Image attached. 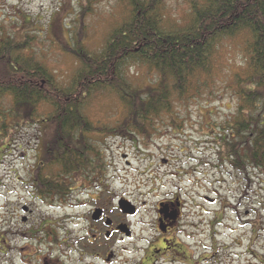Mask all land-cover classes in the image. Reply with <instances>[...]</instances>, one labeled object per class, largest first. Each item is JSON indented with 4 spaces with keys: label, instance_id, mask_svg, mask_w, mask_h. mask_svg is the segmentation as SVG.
Listing matches in <instances>:
<instances>
[{
    "label": "rangeland",
    "instance_id": "obj_1",
    "mask_svg": "<svg viewBox=\"0 0 264 264\" xmlns=\"http://www.w3.org/2000/svg\"><path fill=\"white\" fill-rule=\"evenodd\" d=\"M0 1V23L6 20L8 26L20 25L15 27L18 32H8L7 36L16 40L27 37L29 51H34L54 73L60 87L69 85L78 68L67 48L79 41L88 52L98 53L113 26L126 20L130 11L127 2L119 0ZM192 1L200 2L164 0V15L170 21L184 19ZM85 5L91 12L81 15ZM23 15L25 19L19 18ZM245 49V41L238 37L226 42L214 56L211 78L206 83L205 78L200 79L201 95L174 108L173 115L180 118L178 123L183 129L165 127L154 132L146 125L145 136L126 135L132 134L129 131L86 136L96 155L102 153L101 159L93 164L94 177L88 183H94L98 177L103 181L99 185L109 192V202L115 204L118 197L126 194L138 202L145 201L151 210L158 203L179 196L185 204V214L195 215L190 220L198 229L190 232L197 236L196 242L211 244L208 224L216 220L213 230L218 264H264V177L253 168L235 170L218 155L223 147L218 141L217 127L235 119L240 102L235 94L234 75L245 70ZM127 74L133 83L142 86L154 81L153 73L144 67L130 68ZM9 105L10 100L3 102L4 107ZM39 110L41 117L37 116L36 122L47 127L41 122L42 112L45 114L50 108L42 104ZM83 113L94 127L117 126L124 119L123 107L114 95H97ZM12 123L11 118L6 119L8 129L0 133V138H9L0 139V176L4 178V170H12V178L17 181H12L16 194L21 193V203L33 211L26 229L32 227L40 232L29 239L9 240L10 244L23 247L19 253L22 264H43V257L52 264H90L78 254L77 238H81V229L86 225L83 213L88 207L82 204L91 192L78 188L52 204L32 196L30 168L42 160L50 131L41 134L38 125L32 123L13 129ZM44 173L48 175L46 170ZM19 182L27 186H19ZM10 200L19 213L22 206L17 204L19 198L14 196ZM16 222L23 228L19 218ZM244 222L253 225L245 226ZM198 249L202 252L207 247ZM12 261L18 264L15 254Z\"/></svg>",
    "mask_w": 264,
    "mask_h": 264
},
{
    "label": "trees",
    "instance_id": "obj_2",
    "mask_svg": "<svg viewBox=\"0 0 264 264\" xmlns=\"http://www.w3.org/2000/svg\"><path fill=\"white\" fill-rule=\"evenodd\" d=\"M119 1L127 2L128 17L113 26L98 53L88 52L79 41L70 43L66 52L78 68L66 87L29 51L27 37L7 36L19 29L0 31V133L7 131L8 118L13 129L32 123L41 134L50 131L41 166L44 171L57 167L58 172L38 170L32 177L43 201L59 203L69 193L70 174L90 170L100 159L86 136L126 131L145 136L146 125L154 132L182 129L174 108L201 95L200 79L206 83L211 78L214 56L238 37L245 41L247 55L245 70L234 75L240 102L235 119L217 127L223 147L218 155L235 170L252 167L264 177V0L192 1L184 19L171 21L164 15V0ZM86 12H91L87 5L81 15ZM138 67L153 73L154 81L133 83L127 71ZM102 94L114 95L123 107L124 119L117 126L94 127L83 113ZM5 100L9 106H3ZM42 104L50 108L42 112L47 127L35 119L41 117Z\"/></svg>",
    "mask_w": 264,
    "mask_h": 264
},
{
    "label": "flooded vegetation",
    "instance_id": "obj_3",
    "mask_svg": "<svg viewBox=\"0 0 264 264\" xmlns=\"http://www.w3.org/2000/svg\"><path fill=\"white\" fill-rule=\"evenodd\" d=\"M8 25L10 24L6 20L0 23V31H17L15 27L20 26ZM0 139L4 140V138ZM37 141L39 145L40 140L37 139ZM45 149H43L44 152ZM44 156L45 154L42 155L41 161H37L30 168L31 178H34L38 170L44 173L41 166L44 165ZM4 172V178L0 176V264H13V254L16 255L17 262L20 264L19 253H22L24 249L21 246L13 247L9 240L29 239L40 231L39 229L34 231L32 227L26 229L33 211L21 203V193L16 194L12 181L15 180V183L17 181L12 178V170L8 169ZM92 172V169L72 172L67 183L70 194L78 188L91 192L82 204L88 207V210L83 213L86 225L81 229V238H77L80 246L77 249L78 254L89 260L90 264H218L215 261V255L218 253L213 230L215 219L208 224V240H211V244L206 246L203 240L196 242L197 236L190 232L192 229L195 231L198 229V226L190 220L195 215L185 214V204L179 196L158 203L154 210L148 209L145 201L138 202L126 194L118 197L114 204L108 201L107 189L99 185L103 182L100 178L96 177L94 183L92 181L88 183L94 177L91 176ZM19 184V186H27L25 183L19 182ZM31 185L34 190L32 196L43 201V196L36 191V185L33 182ZM92 185L95 189H92ZM14 196L19 198L17 204L22 205L19 213L13 208V201L10 200ZM246 200H249L248 195ZM124 201L129 203L130 213L120 209L119 203ZM194 207L199 209L196 205ZM245 215L247 216L248 213ZM17 218L24 224L23 228L18 227ZM244 224L251 226V222H244ZM200 246L207 249L199 252ZM42 261L43 264H52L44 257Z\"/></svg>",
    "mask_w": 264,
    "mask_h": 264
},
{
    "label": "water",
    "instance_id": "obj_4",
    "mask_svg": "<svg viewBox=\"0 0 264 264\" xmlns=\"http://www.w3.org/2000/svg\"><path fill=\"white\" fill-rule=\"evenodd\" d=\"M120 209H122L125 213H130V207L128 205V203L124 202V203H120Z\"/></svg>",
    "mask_w": 264,
    "mask_h": 264
}]
</instances>
